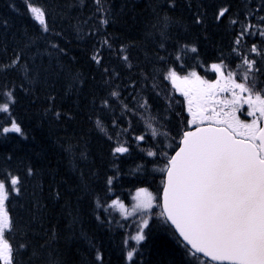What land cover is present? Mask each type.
<instances>
[{
	"label": "trees",
	"instance_id": "trees-1",
	"mask_svg": "<svg viewBox=\"0 0 264 264\" xmlns=\"http://www.w3.org/2000/svg\"><path fill=\"white\" fill-rule=\"evenodd\" d=\"M4 1L8 0H0V4ZM23 1H25V4L21 5L27 16L33 22L39 24V21L27 9L29 0ZM47 1L49 2L48 5L52 7V13L48 14L52 21L60 15L58 11L68 5L62 0L63 4H59V8L56 0ZM79 1L80 4L76 5L75 11L69 8L73 12L72 14L77 13V15L73 19L67 15L70 20H74L73 23L80 11L87 13L80 14L85 17L87 24L91 25L94 21L90 22L86 18H93L105 28L108 24L106 25L104 21H107L108 13L112 11H117L121 18H126L123 16L126 12L118 10L112 4V0L101 3L102 14L95 12L91 7V4L96 0ZM245 1L196 0L187 6L185 0H154L153 8L158 7L157 9H160L163 6H171L185 10L186 13L172 15L158 23V26L146 34H129L130 39L128 38L124 42L128 47L117 50V54L122 53L123 60H125V56L128 59L130 57L136 59L138 53L135 51L136 48L132 46L149 43L150 46L145 48L140 55L142 57L146 55L144 68L147 71L143 70L144 75L132 73L122 63L112 61L93 63L89 58H86L88 59L86 60L87 63L82 67L74 59L72 63L68 62L66 57L62 59V62L55 61L45 65L48 87L46 89L42 88L44 91L38 94L46 96L50 102L54 99L56 88L60 87L62 91L58 92V97L61 100L54 102L55 105L52 103L53 105L49 108L42 103L41 105H34L32 111L40 114L48 109L55 113L58 108V111L63 115L76 114V108L71 107L73 102L69 104L67 98L78 96L80 89L89 87L95 93H93L94 91L91 92V99L86 102L87 105L84 104V109L90 108H87L88 111H92H89L91 118L89 122L93 125L96 123L95 118H97L96 120L102 122L105 132L96 127L97 124L92 126L88 122L86 114L83 121H73L72 124L76 134L75 138L78 139L79 137L84 140L81 151L83 157L79 161H75L72 155L73 152L69 154L68 150L66 156L59 153L56 164L46 161L45 169L41 167L40 170L38 166H35L31 175L28 171L22 174L20 171L8 167L0 169V179L10 181L11 176L20 178L19 193L11 192L9 199L6 201L10 218L14 224L13 229L7 233V238L15 250V264H21V258L16 251V243L21 236L28 238L25 243L31 249L33 255L38 254L41 256L37 264H132L134 258L140 256L143 257L144 264H203L204 261H207L200 256L199 259L193 257L189 253V249L167 224L164 216L160 215L162 213L160 198L165 172L161 169L164 168L167 162L166 156L170 157L177 148L183 131L194 125L188 123L191 114L187 111V98L177 90L170 79L165 77L170 67L175 68L178 75L188 74L192 71H195L199 76L200 74H211L210 63L219 64L223 61V65L227 66L226 69L222 67L226 75L227 71H233L238 74L237 81L241 82L239 74L246 67L235 66L237 60L235 56L237 54H232L240 29L230 25L233 21L232 15L237 16L240 12L243 14V5L246 6ZM74 3L77 2L69 3V7ZM145 3H147L146 0H125L126 6ZM33 4L36 6L34 2ZM180 4L184 6L181 7ZM222 8H227L228 11L222 18L217 20V14ZM128 13L132 14V11ZM3 19L9 21L8 17ZM153 19H157V17ZM197 19L201 23H196ZM119 22L127 23L128 20H120ZM169 27L171 29L168 32ZM57 31H60V29H57ZM12 37L16 43L15 37L13 35ZM86 37H89V34H86ZM112 43H114V40L102 44L110 45ZM14 44L9 47H0V62L7 61L12 64V61L16 58ZM184 45H188L189 48H184ZM192 46H195L198 51L191 52L190 48ZM102 48L106 53H112L117 49L107 45ZM71 51L74 52L75 48H72ZM178 55L181 57L179 60H177ZM24 63L25 59L23 65ZM53 65L57 67L52 69ZM21 67L22 61L20 59L14 69L5 71L6 73L2 75L5 77ZM255 69L257 68L254 67L253 72L258 90V88H264V64L260 63L259 72H256ZM85 73L86 76H89H87L89 79L85 77ZM2 75L0 74V87L4 84ZM56 82L59 84L57 87L54 86ZM103 89L105 92L107 90V94L103 92ZM32 91L34 90L32 89ZM67 92L71 96L66 97L64 93ZM113 92L118 93V95L113 96ZM10 100L8 94L0 90V104ZM91 100H94V104L98 103L96 105L99 107L89 104ZM74 101H77V99ZM105 101H107V104H105ZM65 103H68V105ZM220 106L223 107L218 102L215 104V107ZM11 109L10 112L0 111V142L8 143L5 146L9 148H11V145L16 147L7 152L6 150L0 151V161L4 160L2 158L7 159L13 153L16 161H6L7 166L18 168L21 165L24 167L27 159L33 156L31 143L35 140V134L33 133V127L26 123L22 124L15 115L16 113ZM12 119H15L20 125L22 134L15 132L3 133L2 128L10 127ZM107 120L112 122H106ZM149 124L158 130V135L155 137L152 135L151 128L148 127ZM139 136H144L145 139L143 141L137 140L136 137ZM55 139L57 140L58 136H55ZM121 145L129 148V151L113 155L112 150ZM149 150L156 152L157 155L149 157L147 155ZM64 151L66 152V150ZM162 154H166V156ZM42 169H47L48 172L43 173ZM109 177L113 178L111 185L107 182ZM139 188H147L153 194L154 199L150 209L134 210L137 204V189ZM113 200L122 203L127 214H125V211H121L119 205L113 206ZM89 217L94 218V221L96 220L100 228L99 233L88 227ZM144 220L148 221L147 226H143ZM142 226L145 239L137 241L133 237L137 235ZM77 234H82L88 238V242L96 245L95 249L87 251L83 243H72L77 238ZM31 237H33V241ZM103 238L104 242L102 243ZM129 251H133L131 259L127 256ZM140 251H144V253ZM87 252L91 253L90 260L86 256ZM98 254L101 257L99 260L97 259ZM111 254L114 259H111Z\"/></svg>",
	"mask_w": 264,
	"mask_h": 264
},
{
	"label": "snow or ice",
	"instance_id": "snow-or-ice-1",
	"mask_svg": "<svg viewBox=\"0 0 264 264\" xmlns=\"http://www.w3.org/2000/svg\"><path fill=\"white\" fill-rule=\"evenodd\" d=\"M27 9L47 31L45 11L34 6L32 0L27 3ZM227 11V8L220 9L217 20ZM196 23L201 21L197 19ZM232 23L237 21L233 20ZM246 31L245 28L237 36L236 44L240 43ZM260 35L264 36V31ZM183 47L189 48L188 45ZM190 51L195 53L198 50L192 46ZM250 51L257 52L256 45ZM180 58L178 55L177 60ZM20 59L21 56L17 55L11 66H15ZM92 59L100 63L98 55H93ZM243 64L247 68L239 74L241 82H237L238 74L233 71H227L225 76L222 67L226 69L227 66L223 65V61L212 65L220 73L219 78L212 82L202 79L195 71L180 76L175 68L168 69L165 78L170 79L187 98V111L191 114L188 123L197 124L199 121L203 124L207 120L209 124L206 127L197 126L194 131H184L179 150L170 157L162 154L166 156L167 162L161 171H166L167 178L163 187V212L160 215L175 226L190 246L189 253L197 259L198 254H203L210 261L264 264V127L260 126V121L264 120V88L257 90L253 72L256 61L244 57ZM255 71L259 72L260 69ZM219 92H230L231 99L220 100L218 103L223 107L219 111L212 107L211 114L207 115L210 103H216ZM112 95L118 93L113 92ZM8 96L15 103L13 94L8 93ZM245 104L249 109L248 116L253 117L251 122L241 120L237 115ZM10 107L5 102L0 104V111L9 112ZM96 124L104 131L100 120ZM10 125L2 128L3 133L22 134L15 119L10 121ZM148 127L154 137L158 135L155 127L151 124ZM136 139L143 141L145 137ZM128 151L129 148L122 145L112 150L113 155ZM147 155L153 157L157 153L149 150ZM32 172L29 168V175ZM107 182L111 185L113 178L109 177ZM19 184L18 176H11L10 181L0 179V264H15V250L7 238L14 224L5 202L11 192L19 193ZM136 199L134 210L150 209L154 197L147 188H139ZM112 205H119L121 211H125V206L118 200H113ZM147 224L148 221L144 220L143 226ZM143 226L133 239H145ZM133 251L127 253L129 259ZM97 259H101L99 254ZM203 264L210 262L204 261Z\"/></svg>",
	"mask_w": 264,
	"mask_h": 264
},
{
	"label": "bare ground",
	"instance_id": "bare-ground-1",
	"mask_svg": "<svg viewBox=\"0 0 264 264\" xmlns=\"http://www.w3.org/2000/svg\"><path fill=\"white\" fill-rule=\"evenodd\" d=\"M56 1H57L58 7H59V4H63L62 0H56ZM64 1L68 5L64 9H61V10L58 9L59 10L58 12L60 13V15L57 16V18H54V20L52 21L48 16H46L47 28H48L47 31L44 30L43 25H41L40 23L37 24V23L33 22L27 16L23 6L21 5V4H25V1H23V0H16V1L15 0H8V1H4V3L0 4V47H5V46L9 47V46L13 45L15 43V40L12 37V35H13L16 39V43L14 44L16 56L20 55L21 61H22V67L21 68L15 69V71L13 73L6 75L5 77H3L2 74L6 73L5 71L14 69L15 66H11V64L8 63L7 61L0 62V74L2 75V78L4 80V84L0 87V90L3 91L4 93H7V94L8 93L13 94L15 103H12V100L7 102L11 105L10 109L11 108L13 109V112L16 113L15 115L18 117V119L20 120V122L22 124L26 123V124L32 126L33 127V133L35 134V140L31 143V146L33 148L32 149V152H33L32 155L33 156H31L27 159L24 167H22L21 165L18 168L7 166L6 161H11V162L16 161L14 154L11 153L10 157H8L7 159L2 158L4 160L2 162L0 161L1 162V164H0L1 170L8 167L11 169L18 170L22 174L26 173L29 168L34 169L35 166H38L39 170H40L41 167L42 168L45 167V165L47 163L46 161H49L50 163L56 164L57 159L59 157V153H61L62 155L64 154L66 156L68 150H69V154L73 152L72 155H73V158L75 161H77V160L79 161V159L83 157V154L81 153V151L83 148L82 144H83L84 140L80 139L79 137H78V139L75 138L76 134L74 132V129L72 128V124L74 123L73 121H76V122L77 121H83L86 114H87L88 122H89V119H91L90 118V112H92V111L89 110L90 111L89 112L87 110L88 107L86 105L88 103H86V102L91 99V95H92L91 92H93L94 90L92 91L89 89V87H87V88L84 87V88L80 89L78 96H72L73 98H71V97L67 98V100L69 101V104H72V102H73V104H75V106H73V104H72V106L71 105L70 106L76 108V112H77L76 114L68 113V114L63 115V114H61L60 111H58V108L56 109V111H58V112L55 111V113H53L52 110H48V109H45V111L41 112L40 114L33 112L32 108L34 105L35 106L37 104L41 105V103H42V104H44L45 107L47 106V108H49V107H51V105L54 104V102L61 100L58 97V95H59L58 92L62 91V89H60V87L56 88L55 93H54L55 94L54 99L50 102L47 100L46 96L38 94L39 92L44 91L42 88L46 89V87H48V84H47L48 77H46L47 76V69H46L45 65L52 63V62H55V61L62 62V59L64 57H66L68 62L72 63V60L74 59V60H76L78 65L80 67H82L85 65V63H87L86 60H88V59H86V58H89V60L91 62L96 63L92 59V57H93V55H98V57L100 58V61H104V62L112 61V62L122 63L132 73L144 75L143 70H146L144 68V60H145L146 55L143 57L140 55L142 54V52L145 48L150 46L149 43H145L141 46H139V45H133L132 46V47L136 48L135 51L138 53V57L136 59H134L133 57L132 58L130 57L127 60H123L122 59V53L117 54V50L118 49H126L128 47V45L124 44V42H126V40L128 38L130 39L131 36L129 34H132V33H134V34H146L148 31H151L152 29H154V27L158 26L159 25L158 23H160L163 20L171 17L172 15L179 14V13H182V14L186 13L185 10H182L180 8L171 7V6H163L160 9H157L158 7L153 8L154 0H146L147 3L141 4V5L129 4L128 6H126L125 0H112V4L118 10H120L122 12H126L123 14V16L126 18L125 19L121 18L119 15V12L112 11V12L108 13L109 15L107 17V23H106V25L108 24V26L105 28L102 26V24L100 22H98L97 20H94L93 18H86V20H88L90 22L94 21L91 25L87 24L85 22V17L80 15V14H86L85 11H80V14L75 18V22H77V23H75V22L73 23L74 20H70L67 17V15H69L71 17V19H73L76 16V15L72 14L73 12L71 10H73V11L76 10L75 8H76L77 3H74L70 7H69V3L78 2V0H64ZM104 1H106V0H96L95 2H93L91 4L92 9L95 12L102 14V9H100V5ZM193 1L195 2L196 0H185L187 6H189L188 4H191ZM135 3H137V2H135ZM176 3H177V1H176ZM180 6L183 7L184 5L180 4ZM216 7H218V6H216ZM129 11H132V14L128 13ZM212 11L213 10L211 9V12ZM241 15L242 14L240 12L237 16L236 15L231 16L233 20L237 21V23H232L230 26L238 27L240 29L239 33L241 31V25H240V20H239V17ZM7 17L9 19V21L3 19V18H7ZM154 17H157V19H153ZM120 20H128V22L127 23L119 22ZM5 21H6V23H5ZM24 26L26 29L24 28ZM57 29H60V31H57ZM170 29L171 28L169 27L167 29V31L169 32ZM86 34H89V37H86ZM199 39H201V38H199ZM109 40H114V43H112L110 45H108V44H106V45L111 46L112 48H117L112 53H109V52L106 53L103 51V48H102L103 46H106L105 44H102V43H105V41L108 42ZM11 43H13V44H11ZM53 45H57L58 47H53ZM80 45L83 47H81ZM72 48H75L74 52L71 51ZM60 49H63V51H60ZM152 52H155V51H152ZM24 59H25V63L23 65ZM57 66H59V64H57ZM57 66L53 65L52 69L57 67ZM115 70H117V69H115ZM125 70H126V68H125ZM101 72H103V71H101ZM82 75H83V73H82ZM91 75H92V73H91ZM117 75H119V74H117ZM87 76L85 73V77H87ZM83 77H84V75H83ZM100 81H101V79H100ZM118 82H119V80H118ZM58 85L59 84L56 82V84L54 86L57 87ZM86 85H84V86H86ZM91 86H93V85H91ZM111 88H109V89H111ZM32 89L34 91H36L37 93L32 91ZM92 89H94V88H92ZM103 92H105V90ZM106 92H107V90H106ZM93 93H95V91ZM97 93H98V89H97ZM64 95H66V97L71 96V94L68 92L64 93ZM96 96H97V94H96ZM98 96L101 98L100 95H98ZM51 97H52V95H51ZM75 99H77L78 102L74 101ZM97 100H98V98H97ZM93 101L91 100L89 102V104L91 103V105H96V104L98 105V103L94 104ZM97 102H99V101H97ZM102 103H103V101H102ZM65 104L68 105V103H65ZM84 104H86L85 105L87 107L86 110L84 109ZM58 106H59V104H58ZM64 107H66V106H64ZM97 107H99V106H97ZM52 108H53V106H52ZM88 109H90V108H88ZM105 109H107V108H105ZM69 112H73V111H69ZM57 113H59V116H57ZM96 119L97 118H95V121H97ZM69 120H72V121L69 122ZM108 121L109 120H107L106 122H108ZM88 122H86V124H89V123L91 124V122H89V123ZM109 122H112V121L110 120ZM93 125H96V123ZM90 126H89V129H90ZM55 136H58L57 140L55 139ZM7 144L8 143L0 142V151L1 152H3V150H6V152H7L11 148L16 147L15 145H11L10 146L11 148H9V147L5 146ZM64 150H66V152ZM44 169H42L43 173L48 172L47 169L46 170H44ZM93 173H95V172H93ZM51 193H52V191H51ZM71 222H73V221H71ZM50 227H52V226H50ZM88 227H91L97 233L100 232V228L98 227L96 220L94 221V218H92V217H89V226ZM58 233H59V231H58ZM76 237L77 238L75 240H73L72 243H74V244L83 243L86 246L87 251H91V250L95 249L96 245H93L94 243L91 244L90 242H88L87 241L88 238L84 237V235L77 234ZM44 238H45V236H44ZM31 239L33 241V237H31ZM38 239H40V238H38ZM27 240H28L27 237H25V238L23 236L20 237L19 241L16 243L17 255H19L21 258L20 259L21 264H37V263H39V259L41 258V256H39L38 254H36V256L33 255V252L31 251V249L28 248V246L25 243V241H27ZM51 241H52V239H51ZM101 242L102 243L104 242V238H103V240H101ZM20 245H25V247H20ZM20 250L22 251V253ZM80 250L82 251V249H80ZM86 256L90 260L91 253L87 252ZM111 259H114V256L112 254H111ZM161 262H163V261H161ZM95 263H97V262H95Z\"/></svg>",
	"mask_w": 264,
	"mask_h": 264
},
{
	"label": "water",
	"instance_id": "water-1",
	"mask_svg": "<svg viewBox=\"0 0 264 264\" xmlns=\"http://www.w3.org/2000/svg\"><path fill=\"white\" fill-rule=\"evenodd\" d=\"M206 126H208V125H203V126H201V127H206ZM262 127H264V120H262ZM191 131H194L195 130V128L194 129H190ZM190 130H188V131H190ZM179 150V147L177 148V150L176 151H178ZM175 154V152L173 153V155ZM166 178H167V173H165V181H166ZM164 181V182H165ZM164 187V186H163ZM162 205H163V190H162ZM162 208H163V206H162ZM170 224H171V222L170 221H168ZM172 225V224H171ZM173 227H174V229H175V231H176V233L180 236V234H179V232H178V230L175 228V226L174 225H172ZM180 238L183 240V237H181L180 236ZM184 241V240H183ZM186 244H187V242L186 241H184ZM188 245V244H187ZM189 246V245H188ZM190 247V246H189ZM201 255H203V254H201ZM206 258H208L209 260H210V258L209 257H206ZM213 262H216V263H227V264H232V262H230V261H213Z\"/></svg>",
	"mask_w": 264,
	"mask_h": 264
},
{
	"label": "rangeland",
	"instance_id": "rangeland-1",
	"mask_svg": "<svg viewBox=\"0 0 264 264\" xmlns=\"http://www.w3.org/2000/svg\"><path fill=\"white\" fill-rule=\"evenodd\" d=\"M80 4V1L79 2H77V4ZM76 4V5H77ZM79 7V6H78ZM86 13V12H85ZM87 14V13H86ZM73 15H77V13L76 14H73ZM88 16V15H87ZM262 17H264V15H262V14H258L257 16H256V22L257 23H253L252 25H255L256 27H259L262 31H264V19H261ZM249 59V58H248ZM249 60H251V59H249ZM251 120L252 119H250L248 122H251Z\"/></svg>",
	"mask_w": 264,
	"mask_h": 264
}]
</instances>
